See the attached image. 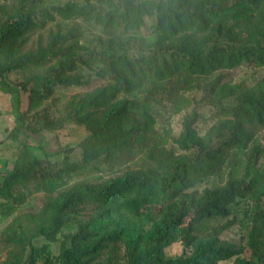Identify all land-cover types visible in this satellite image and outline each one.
Here are the masks:
<instances>
[{"label":"trees","instance_id":"16d2710c","mask_svg":"<svg viewBox=\"0 0 264 264\" xmlns=\"http://www.w3.org/2000/svg\"><path fill=\"white\" fill-rule=\"evenodd\" d=\"M77 19L114 34L83 43ZM146 19L152 41L133 34ZM51 23L55 28L47 30L46 40L39 35L35 47H27L32 34ZM128 33L138 44L134 52L118 35ZM241 64L264 69V0H2L0 90L10 95L15 122L7 139L16 145L11 167L0 173V213L10 215L31 188L45 199L38 211L18 213L3 228L0 243L8 251L0 264L46 260L51 242L72 222L77 229L63 239L59 264H223L230 258L228 264H264V246L257 242L264 233L262 174L252 168L256 174L249 180L231 175L222 186L196 188L244 153L255 129L264 127V76L240 92L225 109L228 115L204 134L194 125L195 115H186L174 138L180 152L159 142L146 145V167L67 186L86 166L119 163L145 144L155 125V102L175 97L176 112L189 103L180 88L192 89L204 79L215 100L235 94L215 73ZM85 70L106 83L72 95L64 114L55 115L47 101H55L57 87L85 84ZM15 71L22 76L8 80ZM21 91L28 93L24 110ZM67 121L86 131L77 143L79 161L71 158V146L59 164L30 153L22 137L61 129ZM240 201L250 202L248 242L257 260L239 257L242 246L215 230L205 236L194 232L198 222L226 217ZM86 206L91 210L83 221L78 211ZM178 240L185 251L167 255Z\"/></svg>","mask_w":264,"mask_h":264},{"label":"rangeland","instance_id":"374dc122","mask_svg":"<svg viewBox=\"0 0 264 264\" xmlns=\"http://www.w3.org/2000/svg\"><path fill=\"white\" fill-rule=\"evenodd\" d=\"M52 2H64L66 0H45ZM2 3V0H0ZM82 32L81 41L86 43L91 37L95 35H102L106 37L114 34L110 29H103L99 24L93 21L77 19L75 23ZM54 24H49L46 29L36 30L32 34L30 41L27 43V47H35L36 40L39 35L42 36L43 42L47 38V30L54 29ZM136 36L143 35L147 41L153 40V34L149 22L146 19V23L137 32L133 33ZM120 38L124 40V48L129 52H134L138 48L136 41L129 38L132 34L127 35L118 34ZM85 84L74 87H57L53 93L55 101H47L48 106L54 112L55 115L64 114L63 106L67 100L74 94H83L88 91L103 85L106 83L105 79L98 78L95 74L84 71ZM215 75L220 76V82L232 85L236 88L237 92L228 97L215 100L211 97V93L207 89H204L205 80L200 79L198 85L192 89H179L181 93L188 98L189 103L184 106L180 111L176 110L177 98L172 99L163 98L153 104V115L155 117V125L153 131L148 135L146 143L142 145H136L134 150L125 155L121 162L109 163L104 161H97L93 164V167L86 166L83 168L81 174L74 175L69 179L67 186H72L81 182H100L101 180L120 175L127 169H134L138 167H146L150 162L145 156L146 145H152L156 142L163 144L167 148L174 149L176 152H180L174 142V138L178 136L182 129V122L186 115H195V126L200 134H204L205 131L214 123L219 117L227 116L225 109L232 106L237 101V95L253 87L264 76V69L258 66H251L241 64L231 69L221 70ZM21 73L18 71L9 73L7 79L15 81L21 77ZM28 93L21 91V109L24 110L27 107ZM15 114L12 111L10 105V95L0 90V173L7 167L10 168L14 157V146L16 143H12L10 139H7L8 130L14 125ZM86 134L83 127H79L72 122L67 121L61 129L58 130H42L38 133H32L28 136L22 137V140L26 141L29 146V151L32 155H36L42 159L56 160L59 164L61 161L64 148H71V158L79 161L80 153L77 145L78 141ZM254 146L261 147L262 151L257 152ZM257 169L262 178L264 179V127L255 129L254 140L248 145V148L244 153L230 158L228 163L223 167L220 174L211 176L205 179L203 182L196 185V188L201 190L205 187L215 188L222 186L229 176L233 175L239 178H245L249 180L254 177L256 172H251V169ZM250 173V174H249ZM249 175V176H248ZM44 194L42 191H36L34 188L27 192L25 199L20 204H14V208L10 215H2L0 213V234L7 223L12 217L22 212H35L40 209L44 202ZM250 202L240 201L232 205L231 213L226 217H215L207 220L200 221L196 224L195 233L197 235L205 236L212 234L213 231L219 232V236L222 239L233 242L242 246V252L239 257L252 258L257 260V254L249 244V231L251 229V219L248 215V208ZM261 207L264 209V197L261 201ZM89 207H83L79 209L78 215L83 221L87 219L90 212ZM77 229V223L72 222L63 227L57 234V240L51 242L48 250V257L46 260L41 256L37 264H45L48 259H51V264H59L57 256L59 254L62 241L66 235L75 232ZM257 242L259 245L264 246V233L257 235ZM119 253H123V246L119 244ZM8 249H5L0 243V260H2ZM183 244L181 240L172 243L166 248L167 255L175 257L181 255L184 252ZM234 258L223 261V264H228L233 261ZM121 261V259H120Z\"/></svg>","mask_w":264,"mask_h":264}]
</instances>
